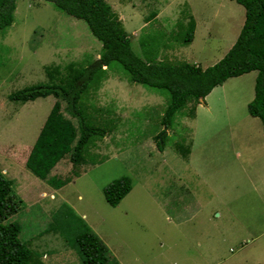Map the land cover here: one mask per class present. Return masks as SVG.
I'll use <instances>...</instances> for the list:
<instances>
[{"label": "rangeland", "instance_id": "1", "mask_svg": "<svg viewBox=\"0 0 264 264\" xmlns=\"http://www.w3.org/2000/svg\"><path fill=\"white\" fill-rule=\"evenodd\" d=\"M121 21L133 53L154 61L202 68L233 43L243 8L233 0H105ZM194 23L191 42H182ZM101 44L85 22L43 0H16L0 30V172L11 180L0 222L16 221L18 238L43 264H82L73 235L83 225L106 246L99 264H263L264 130L250 116L256 71L228 78L196 103L188 102L156 135L165 95L131 82L117 62L90 82L81 100L88 114L108 108L116 126L87 146L85 161L60 158L44 178L24 165L53 97L11 100L8 94L50 83L45 66L92 64ZM62 114L74 124L64 110ZM99 114V115H98ZM127 177L129 191L115 206L103 189ZM48 180L62 181L58 188ZM54 182V181H53Z\"/></svg>", "mask_w": 264, "mask_h": 264}, {"label": "trees", "instance_id": "2", "mask_svg": "<svg viewBox=\"0 0 264 264\" xmlns=\"http://www.w3.org/2000/svg\"><path fill=\"white\" fill-rule=\"evenodd\" d=\"M16 0H0V30L9 26L13 19ZM50 2L56 9L74 19L83 20L90 32L100 44L98 58L86 66L64 65V74L58 66H45L44 73L50 83H37L14 90L8 94L11 100H33L50 95L52 104L32 143L25 167L36 177L44 178L45 173L60 158L68 156L72 166L85 161L83 156L87 146L96 137L101 138L116 126L117 117H109V109L103 111L105 117L98 118L88 114L90 104L80 98L88 84L99 77L102 66L107 68L117 62L135 84L152 87L166 97V104L160 115L162 129L156 135V147L161 150L165 129L171 126L173 117L186 106L194 104L188 113L193 116L196 103L215 86L226 79L237 77L255 70L251 99L246 103L247 113L259 119L264 130V0H233L244 10L243 22L239 32L225 54L205 68L184 61L154 59L153 50L145 49L138 56L133 53L129 38L123 25L110 4L105 0H43ZM194 23L191 18L185 24L182 42L187 44L193 38ZM64 110L75 124L62 114ZM98 114V115H99ZM58 188L62 181L48 180ZM11 180L0 172V216L5 210V201L9 196ZM127 177L113 180L103 189L104 199L115 206L129 191ZM20 225L16 221L0 222V264H43L37 252L26 246L19 238ZM74 247L82 264H99L106 257V246L83 225L73 235Z\"/></svg>", "mask_w": 264, "mask_h": 264}, {"label": "clouds", "instance_id": "3", "mask_svg": "<svg viewBox=\"0 0 264 264\" xmlns=\"http://www.w3.org/2000/svg\"><path fill=\"white\" fill-rule=\"evenodd\" d=\"M243 8V7H242ZM243 18H244V10H243ZM243 22V21H242ZM240 29V28H239ZM239 32V30H238ZM238 34V33H237ZM237 36V35H236ZM236 38V37H235ZM235 40V39H234ZM234 42V41H233ZM103 69H105V67H103ZM254 81V80H253ZM205 98V97H204Z\"/></svg>", "mask_w": 264, "mask_h": 264}, {"label": "crops", "instance_id": "4", "mask_svg": "<svg viewBox=\"0 0 264 264\" xmlns=\"http://www.w3.org/2000/svg\"><path fill=\"white\" fill-rule=\"evenodd\" d=\"M243 21V20H242ZM242 24V23H241ZM241 26V25H240ZM231 78H236V77H231ZM207 97V95L205 96V98ZM263 264H264V260H263Z\"/></svg>", "mask_w": 264, "mask_h": 264}]
</instances>
